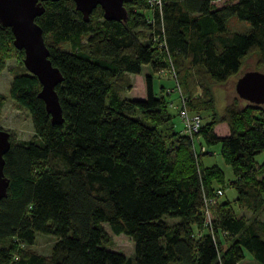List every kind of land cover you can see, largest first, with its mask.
Segmentation results:
<instances>
[{"label": "trees", "instance_id": "16d2710c", "mask_svg": "<svg viewBox=\"0 0 264 264\" xmlns=\"http://www.w3.org/2000/svg\"><path fill=\"white\" fill-rule=\"evenodd\" d=\"M43 5L36 22L64 77L56 89L64 123H52L37 77L28 71L15 77L11 96L30 111L39 141L16 142L11 135L0 264H130L109 250L113 239L105 224L131 238L133 264H241L245 253L264 264V160H254L264 156V105L234 96L219 112L213 96L250 57L264 69V0H164L154 12L147 0H125L127 22L106 21L101 7L85 21L73 1ZM149 8L150 17L141 13ZM233 19L248 28L232 32ZM156 36L165 39L188 109L211 114L200 136L208 146L223 147L235 177L232 202L217 196L226 188L223 171L202 167L191 138L175 129L165 89L155 92L154 75L170 66L153 43ZM6 44L24 59L12 30L0 25V52ZM145 65L152 68L145 98H123L130 76L141 75ZM5 66L0 57V73ZM6 101L0 94V113ZM221 124L227 136L215 133ZM210 198H218L211 226L205 214ZM234 205L251 220L239 217ZM167 217L178 222L170 225ZM37 235L57 239L50 257L27 248Z\"/></svg>", "mask_w": 264, "mask_h": 264}, {"label": "rangeland", "instance_id": "374dc122", "mask_svg": "<svg viewBox=\"0 0 264 264\" xmlns=\"http://www.w3.org/2000/svg\"><path fill=\"white\" fill-rule=\"evenodd\" d=\"M224 2L218 3V6L223 5ZM152 10V9H151ZM141 13L146 14L147 16H151L152 12L150 8L148 10H144ZM245 28H248L246 23H242L237 19H233L230 23V29L232 32H242ZM146 36H149V33H146ZM146 39V37L144 38ZM86 40V37H84ZM62 47L64 49L70 50L71 47L69 44H63ZM5 50L0 52V57L5 59L6 66L5 69L0 73V94L6 97V103L2 107L0 113V129L11 133L14 136L16 142H30V141H39V138L36 135L32 116L30 111L14 100L11 96V86L13 80L18 75L26 74L27 70L24 66L23 60L21 59L20 55L11 48L9 44L4 46ZM174 67L177 81L179 82L180 90L182 95L186 97L184 92V88L180 83L178 78V71L177 68ZM248 71H258L264 73V69H258L256 67V58L250 57L244 64L243 69L241 70L240 74L235 77L232 81H230L227 86L221 87H214L213 88V96L215 101L217 102V109L219 112H222L224 107L230 103L234 96H237L235 86L238 79ZM152 74V68L149 65L143 66L142 74L141 75H133L130 76L132 87L131 89H127L123 92L122 97L127 99H143L144 94L146 93V82L145 78L147 75ZM154 77L155 88L157 92H160L162 85L165 86L166 91H173L169 97V110L171 114L174 116L173 122L177 132H181L183 130L182 121L179 116V91L177 88V84L175 79L173 78L174 75L171 72H167L165 74L156 73ZM159 78L165 79L166 82H160ZM185 94V95H184ZM187 100V99H186ZM173 107H172V106ZM204 118V123H208L211 120L210 113H199ZM135 115H140L139 113H135ZM219 126V125H218ZM229 129H227L226 134L228 133ZM218 132L220 135L225 133L224 127L219 128ZM182 133V132H181ZM202 147H205L208 150L206 155L202 154ZM222 145L217 144L214 146H208L203 137L195 138L194 140V149L197 156H200L202 167L204 169H212L213 167L217 166L221 171H223L225 175V183L226 188L224 190V196L220 198V202L225 201H234L237 198V193L233 188L229 187L231 181L235 179L233 175V171L231 167L226 164L222 157ZM210 153V154H209ZM199 158V160H200ZM254 160L257 164H261L264 160V156L262 154H257L254 156ZM215 187H223L222 185H215ZM234 209L239 217H242L246 222H249L252 218V215L246 212L244 209H241L239 206L234 205ZM260 219L264 221V212L260 215ZM166 220L170 225H174L178 222L177 219H172L167 217ZM105 229L111 235L113 239V244L109 248L110 251L117 252L125 256L126 260L133 264V259L135 255V245L130 237L122 234V235H115L108 224L104 225ZM56 238L53 236H44V235H37L36 241L34 245L27 247L30 251L44 256L46 258L50 257L53 246L56 242ZM224 247H228L227 240L224 242ZM241 264H259L252 259V257L245 253V260Z\"/></svg>", "mask_w": 264, "mask_h": 264}, {"label": "water", "instance_id": "95a60500", "mask_svg": "<svg viewBox=\"0 0 264 264\" xmlns=\"http://www.w3.org/2000/svg\"><path fill=\"white\" fill-rule=\"evenodd\" d=\"M61 0H0V25L12 30L14 46L24 52L26 70L41 84L38 97L45 103L54 125L64 123L63 110L57 87L64 81L60 70L53 66L44 31L36 19L45 12V2ZM73 1L76 10L89 21L97 8L104 11L106 21L127 22L129 13L125 0H64ZM235 90L240 100L252 105H264V73L245 72L237 81ZM11 148V133L0 129V201L7 197L10 180L5 175V156Z\"/></svg>", "mask_w": 264, "mask_h": 264}, {"label": "built area", "instance_id": "2783aa9c", "mask_svg": "<svg viewBox=\"0 0 264 264\" xmlns=\"http://www.w3.org/2000/svg\"><path fill=\"white\" fill-rule=\"evenodd\" d=\"M148 3L151 6V9L154 11L162 10L163 4H164V0H147ZM154 21H152L153 23ZM153 43L155 44V46H157V48L162 52H165V54L167 55L168 59H169V63L170 66L168 69H162L160 70L158 73L159 74H165L167 72H171L174 75V79L176 81L177 84V88L179 91V116L180 119L182 121V125H183V130L182 135L188 136L191 138L192 142H193V148H194V140L195 138H200V132L203 128L204 125V120L203 117L198 114V113H194L191 112L188 107H187V102H186V98L182 95L181 90H180V86L179 83L177 81L176 75H175V70H174V66L172 63V58L168 52V47L167 44L165 42V39H162V37L160 36H156L153 39ZM173 91H169L167 90L166 93L167 95H170ZM172 106V105H171ZM173 107V106H172ZM195 151V149H194ZM208 150L205 147H202V154H207ZM210 154V153H209ZM196 158L198 159L200 156H197L196 152H195ZM217 196L220 199L221 197L224 196V192L222 190H218L217 191ZM217 198V199H218ZM217 199L215 198H210V199H206V208H205V214L207 217V224L209 226H211V222H212V215L210 212V208L214 205H216L217 203ZM212 228V227H211Z\"/></svg>", "mask_w": 264, "mask_h": 264}, {"label": "crops", "instance_id": "0c3cea01", "mask_svg": "<svg viewBox=\"0 0 264 264\" xmlns=\"http://www.w3.org/2000/svg\"><path fill=\"white\" fill-rule=\"evenodd\" d=\"M131 76H133V75H131ZM155 76H158V75H154V77H155ZM159 80H160V82H162V83L166 82L165 79H162V80H161V79L159 78ZM161 88H164V89H165V86L162 85ZM154 89H155V92H157V91H156V88H155V82H154ZM165 91H166V89H165ZM145 96H146V93L144 94L143 99L145 98ZM223 127H224V131H225V133H224L223 135H220L219 132H218V129H219V128H223ZM227 129H229L228 126H227V124H221V125L215 127V133H216L218 136H227V135L229 134V131H228V133L226 134ZM259 219H260V217H259ZM260 220H261V219H260ZM261 221H263V220H261ZM244 260H245V259H244ZM244 260H243V261H244Z\"/></svg>", "mask_w": 264, "mask_h": 264}]
</instances>
